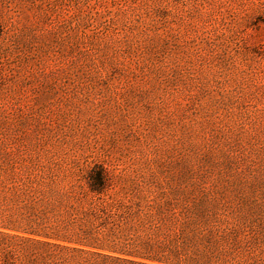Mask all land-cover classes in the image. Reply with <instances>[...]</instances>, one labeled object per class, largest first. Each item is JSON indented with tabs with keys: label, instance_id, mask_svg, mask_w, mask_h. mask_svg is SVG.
Returning a JSON list of instances; mask_svg holds the SVG:
<instances>
[{
	"label": "rangeland",
	"instance_id": "rangeland-1",
	"mask_svg": "<svg viewBox=\"0 0 264 264\" xmlns=\"http://www.w3.org/2000/svg\"><path fill=\"white\" fill-rule=\"evenodd\" d=\"M95 163L118 189L262 198L264 0H0V251L37 260L24 181Z\"/></svg>",
	"mask_w": 264,
	"mask_h": 264
},
{
	"label": "trees",
	"instance_id": "trees-1",
	"mask_svg": "<svg viewBox=\"0 0 264 264\" xmlns=\"http://www.w3.org/2000/svg\"><path fill=\"white\" fill-rule=\"evenodd\" d=\"M44 178L18 196L31 234L18 238L36 250L33 264H70L60 249L80 253L71 264H264L263 194L118 189L101 163L67 189ZM11 252L0 264L16 263Z\"/></svg>",
	"mask_w": 264,
	"mask_h": 264
}]
</instances>
